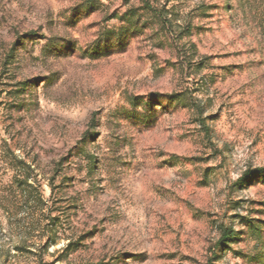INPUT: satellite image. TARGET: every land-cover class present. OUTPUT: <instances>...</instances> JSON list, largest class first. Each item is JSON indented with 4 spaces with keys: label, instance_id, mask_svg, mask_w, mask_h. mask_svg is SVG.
Listing matches in <instances>:
<instances>
[{
    "label": "rangeland",
    "instance_id": "374dc122",
    "mask_svg": "<svg viewBox=\"0 0 264 264\" xmlns=\"http://www.w3.org/2000/svg\"><path fill=\"white\" fill-rule=\"evenodd\" d=\"M0 264H264V0H0Z\"/></svg>",
    "mask_w": 264,
    "mask_h": 264
},
{
    "label": "trees",
    "instance_id": "16d2710c",
    "mask_svg": "<svg viewBox=\"0 0 264 264\" xmlns=\"http://www.w3.org/2000/svg\"><path fill=\"white\" fill-rule=\"evenodd\" d=\"M222 230H223L222 239L227 240V239L233 238V236H234V232L233 231H231V230L228 231L224 227L222 228Z\"/></svg>",
    "mask_w": 264,
    "mask_h": 264
}]
</instances>
